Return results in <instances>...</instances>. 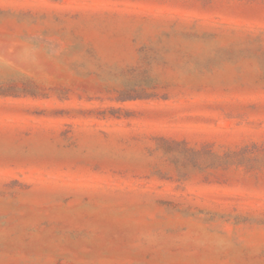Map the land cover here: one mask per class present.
<instances>
[{
  "label": "rangeland",
  "instance_id": "rangeland-1",
  "mask_svg": "<svg viewBox=\"0 0 264 264\" xmlns=\"http://www.w3.org/2000/svg\"><path fill=\"white\" fill-rule=\"evenodd\" d=\"M0 264H264V0H0Z\"/></svg>",
  "mask_w": 264,
  "mask_h": 264
}]
</instances>
